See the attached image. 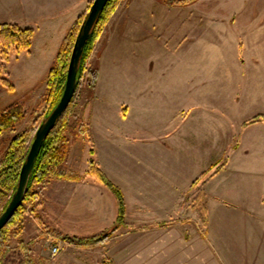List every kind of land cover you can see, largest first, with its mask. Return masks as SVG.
Instances as JSON below:
<instances>
[{
	"label": "crops",
	"instance_id": "1",
	"mask_svg": "<svg viewBox=\"0 0 264 264\" xmlns=\"http://www.w3.org/2000/svg\"><path fill=\"white\" fill-rule=\"evenodd\" d=\"M143 1L124 5L102 33L95 93L84 107L90 153L123 191L125 218L133 224L113 233V260L100 264H264V52L245 55L242 35H224L229 14L167 24L155 22L156 15L148 21L137 10ZM12 2L33 9L21 23L36 27L37 50L53 44L55 56L86 0ZM122 35L135 43L126 46L132 50L121 51ZM142 41L146 49L133 50ZM231 41L238 51L226 68L244 73L259 64V82L214 84L201 93L193 81L199 54L210 68ZM62 184L52 204L58 228L88 236L115 227L118 201L103 182Z\"/></svg>",
	"mask_w": 264,
	"mask_h": 264
},
{
	"label": "rangeland",
	"instance_id": "2",
	"mask_svg": "<svg viewBox=\"0 0 264 264\" xmlns=\"http://www.w3.org/2000/svg\"><path fill=\"white\" fill-rule=\"evenodd\" d=\"M93 1L94 0H86L83 4L80 2L81 6L79 8V13L74 17L75 19H73L71 27L66 30L67 32L63 40L54 51L55 56H52L55 46L53 44H47V46H44L41 50H37V42H35L36 27L21 23L29 18L28 13L34 14L33 9L28 7L29 4L25 2V4H22L23 6H20L19 4L15 5L12 0H0V23L18 24L21 27L34 29V38L31 47L28 48L29 50L25 48L19 50L15 49L14 46L6 47L0 44V78H5L13 86V88L7 86L2 83L0 79V110L11 103H20L26 111L25 117L16 126L15 130L0 133V158L18 133L30 127L33 128V131L30 134L29 140L34 138L39 125L45 119L43 99L46 93L49 70L56 60V56L66 35L69 34L70 31H77L78 27H76V24L78 20L83 18L86 10L90 8ZM130 1L132 2L133 0H117L114 10L102 27L100 35L94 42V46L86 60L82 75L79 79L77 91L67 111L68 122L71 126H74L73 129L75 131L77 130L75 122L77 123L82 120L85 125L88 123L84 115V107L86 101L95 93V84L99 70V61H97V45L99 40L108 24L114 21L118 11H121V14L125 12V10L121 8ZM149 2L150 0L143 1L138 5L139 7L137 10L140 8L148 21L153 19L156 15L157 18L154 19L156 20L155 22L160 21V18H162L164 20L166 19L165 22H167V24L180 19L186 20L192 16L205 19V16L209 13H214L215 15L220 14V16L229 14L231 15V22L224 23L225 26H221L222 28H220L224 35H242L247 44L243 50L245 55H248V53H257L259 55V51L264 52V42H260L259 45V35L260 37H264V0H194L189 3L161 0L162 5L157 8H155V6L150 8L149 4H147ZM191 4H193V6L190 7L189 5ZM141 11H137L132 18L136 20V16ZM35 13H37V11ZM145 18L142 17V19ZM226 18L227 20L229 19L228 17ZM204 23L207 24V22ZM215 27H220V25H216ZM200 29L202 32L205 30V27L201 26ZM216 32L219 33L218 28ZM213 33H215V30ZM137 34L141 35L139 33ZM151 34H153L152 31ZM151 37L156 38L157 35ZM120 40L121 51L128 52L132 50H129V47L126 49V46L135 43L127 42V37L123 35L120 37ZM149 43L151 44L152 42L149 41ZM146 44L147 42L145 43L144 41L138 42L137 45L140 46L133 50H138L140 47L141 50L146 49ZM228 46L229 49L226 53L225 51L222 54L216 52V55L212 57L210 68L207 65L208 58L199 54L197 63L201 70L197 77L194 75L193 81L199 83L201 93L203 91H210L208 89H212L214 84L223 85L229 83L240 84L259 82V64L256 66L254 65L253 69L248 66L244 73L240 69L235 72V70L229 71L226 68L224 61L228 62L230 58H232L234 52L238 51V46L234 42L231 41ZM42 53L45 55L43 56ZM131 54L133 55V53ZM228 55H230V57ZM241 58L245 57L242 56ZM213 59H215L217 67L215 71L211 70L214 64ZM125 66L126 62H124V66L122 67ZM208 68L210 70H207ZM127 98L128 95L124 97V99ZM35 128L36 131L34 132ZM90 131L91 129L89 126V132L77 138L74 133H70L72 144L67 167L69 169L68 171L83 176V179L79 181L97 180L101 182L98 178L87 173L94 159L90 153V149L94 147L92 144L93 142H91ZM68 180L71 179L53 177L37 187V195L32 202L27 203L24 213L20 218L19 225L22 227V232L20 235H14L12 237L11 250L3 264H100L102 260H113L111 255L112 243L111 240H109L112 236L110 231L86 236L78 233H65L61 227L58 228V226L55 225V220L57 219L55 218L54 206L52 204L54 201L55 205L57 204L58 196L63 193L64 186L62 183ZM2 211L3 207L0 208V214ZM125 221L126 225H123L124 227L133 226L132 222L127 221V219H125ZM105 235H109L108 238L103 240L106 241V244H98L103 241H97L96 239H103ZM126 237L127 233H122L120 238L121 241H126ZM79 238L84 242L90 241L92 242L91 244L94 245L82 247L77 242ZM55 246L59 247V252L57 255L53 256L52 249Z\"/></svg>",
	"mask_w": 264,
	"mask_h": 264
},
{
	"label": "trees",
	"instance_id": "3",
	"mask_svg": "<svg viewBox=\"0 0 264 264\" xmlns=\"http://www.w3.org/2000/svg\"><path fill=\"white\" fill-rule=\"evenodd\" d=\"M172 1H179L178 3H189L194 0ZM116 4L117 0H108L105 8L101 12L93 27L91 36L84 48L78 74L79 79L82 75V70L86 60L94 46V42L100 35L102 27L106 23L111 12L114 10ZM88 11L89 8L86 10L83 18L78 20L76 24V27H78L77 31H70L69 34L66 35L58 51L56 60L49 70L46 93L43 99V107L45 109L44 118L48 117L53 111L64 93L74 43ZM33 38L34 29L32 28L21 27L18 24L0 23V44L6 47L14 46L15 49L19 50L23 48L28 49L32 45ZM0 79L2 83L13 88L8 80L5 78ZM68 109L58 121L56 126L51 130L40 149L28 182V190L23 203L17 209L15 215L8 222V224L0 231V264H3L5 258L11 250L12 237L14 235L18 236L22 232V227L19 225V221L24 213L27 203L32 202L37 195V187L53 177L76 181L83 179L82 175L68 171L67 162L70 156L72 144L70 133H74L76 138L82 136L83 134H86V132H89V125L88 123L85 125L82 120L77 123L75 122V127L77 128L75 131L73 129L74 126H71L67 119ZM25 114L26 111L20 103H11L4 109L0 110V133L15 130L16 126L25 117ZM32 131L33 128L29 127L18 133L0 158V208L3 207V211L6 209L13 194L17 190L22 166L26 161L31 144L34 140V138L29 140ZM35 131L36 128L34 132ZM87 173L103 182L117 198L119 207L117 222L115 227L110 230V234L113 235L116 230L121 228L123 225H126V203L124 193L119 186L109 179L107 174L99 167L96 161L93 160L91 168ZM108 237L109 235H105L103 239H98L96 237V240L103 241ZM81 240L82 239L79 238L77 239V242L83 245L92 243L90 241L84 242Z\"/></svg>",
	"mask_w": 264,
	"mask_h": 264
},
{
	"label": "water",
	"instance_id": "4",
	"mask_svg": "<svg viewBox=\"0 0 264 264\" xmlns=\"http://www.w3.org/2000/svg\"><path fill=\"white\" fill-rule=\"evenodd\" d=\"M107 2L108 0H94L85 19L83 20L71 54L64 93L56 107L49 114V116L42 121L35 133L30 151L21 169L17 190L13 194L6 209L0 214V231L8 224V222L15 215L17 209L23 203L28 190V182L40 149L51 130L56 126L58 121L68 109L77 91L79 85L78 74L84 48L91 36L93 27Z\"/></svg>",
	"mask_w": 264,
	"mask_h": 264
},
{
	"label": "built area",
	"instance_id": "5",
	"mask_svg": "<svg viewBox=\"0 0 264 264\" xmlns=\"http://www.w3.org/2000/svg\"><path fill=\"white\" fill-rule=\"evenodd\" d=\"M58 252H59V247L58 246L53 247V249H52V255L55 256V255L58 254Z\"/></svg>",
	"mask_w": 264,
	"mask_h": 264
}]
</instances>
